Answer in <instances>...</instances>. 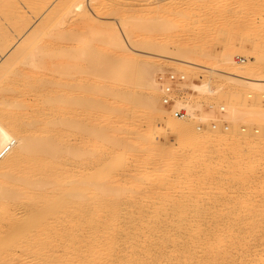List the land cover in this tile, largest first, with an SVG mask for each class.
<instances>
[{"label":"bare ground","instance_id":"6f19581e","mask_svg":"<svg viewBox=\"0 0 264 264\" xmlns=\"http://www.w3.org/2000/svg\"><path fill=\"white\" fill-rule=\"evenodd\" d=\"M71 1L74 3L73 7H77L74 9H79L77 10L79 12L86 8L87 0H62L65 6L68 4L71 6ZM114 1L112 4L110 0L108 2L113 5ZM138 1L123 4L120 2L118 6L110 7L108 2L98 4L99 0H90V5L93 7L97 5L99 10L102 6L99 13L105 11L108 14H103L116 16L118 19L120 15L124 14V17L130 14H126L127 12H135L138 6L146 2L143 0L144 2L139 5ZM259 2L264 4V0ZM79 5L80 8H78ZM63 6L60 11L58 10L60 13L56 11L57 9L52 10L0 66V153L8 146H13L10 152L0 159V201L8 199V202L15 207H22L26 198L41 191L50 198V222L42 226L44 238L50 239L53 249H51L52 254L48 255L46 244L40 245L39 251L44 258L43 264H264V244L261 243L264 237V208L241 211L226 208L221 210L186 209L182 205L178 206L177 198L164 193L161 188L164 186L161 175L164 171L148 170V158H144L140 163L139 168L144 171L137 181L132 174L136 172L134 168H127L125 171L122 180L125 184L129 183V187H126V184L125 188L121 189L118 175L113 173L118 168V146H130L129 151L132 157L142 153L152 158L159 157L158 162H160L163 158L162 153H165V149L159 146L160 141L175 137L177 144L173 146L174 153L183 152L190 161L199 156L200 148L212 145L219 156L225 159L223 163L215 164L216 169L226 172L231 169L239 171L242 167H248L252 174H255L260 161L256 156L246 159L244 154L253 149H263L260 138L252 136L248 139L249 137L245 138L243 134L234 137L229 132H226L229 134L220 132L222 135L218 137L215 135L214 137L213 132L206 134V131L205 133L203 131L204 134H198L193 130L194 128H191L193 126L190 127L188 121H179L170 117L162 109L160 101L156 100L159 88H156L157 84L154 82V85L150 84L151 75L147 73L148 71L140 75V82L144 84L140 83L141 86H137L139 89L142 88L140 90L143 92L145 90L146 101L143 107L142 99L139 101L137 94L133 91L136 88L131 89L128 86L131 83H129L130 80L128 81L127 77L125 80L121 76L124 73L118 75L119 66L114 65L118 56L111 58L114 55L110 57L111 59H106L98 68L100 78L88 91L91 97L88 98L86 105L85 93L78 92L79 89H76V94L75 89L73 90L74 83L71 86L70 82H63L69 75L72 61L85 60L86 53L81 50L76 57L72 56L73 60L61 65L56 63V56L53 53L55 46L60 44L66 49H72V43L76 42L74 39L79 40L76 37V35L79 36L78 33L80 36L85 33L92 34L99 44L98 47L105 45L107 48H114L116 44L124 48V44L121 42L118 29L111 31V35L110 32L106 33L110 35L112 41H106L107 35L102 39L103 30L101 29L106 23L102 27L101 21H95L89 8L85 9V13L81 12L84 13L83 18L85 17L84 22L82 18L80 19L82 25L79 21L76 23L81 26H79L81 32H78V27L75 26L77 32L74 34L76 35L72 34L73 30H69L71 27H65L66 14L60 15L63 9L68 8ZM82 7L83 9L80 10ZM96 9L95 12H98ZM128 17H125L128 20L124 18L127 23L123 21V24L125 23L126 31L128 28L127 33H133L130 28L132 18ZM261 17L264 31V11ZM107 27L104 29H114ZM56 30L66 31L64 32L66 34L63 33L59 38L54 37L53 33ZM69 31L72 35H68ZM134 36L137 37L135 34ZM38 37H42V45L36 48L31 47L32 41ZM4 41L5 45L10 43L9 38ZM108 41L110 45L106 44ZM131 42L135 44L134 41ZM257 43L256 47H253L255 64L248 67H239L233 61V55L216 58L215 63L212 61L213 58L209 59L211 60L209 67H207L209 60L205 58L208 63L205 62L206 66H203L201 60L209 57L205 52V56L202 54V59L198 61L201 64L194 62L195 60L192 59L195 58H189V56L190 61H184L186 57L180 59L181 54L170 53L167 59L178 61L180 68L185 72L190 69L202 70L203 68L204 70L206 68L212 73L216 71L223 74L229 80L243 79L245 81L244 79L253 77L248 82L251 80L252 82H249L251 85L262 89L260 86H264V50L261 46L262 42L257 41ZM116 45L114 50L112 48L113 52L115 49L118 50ZM121 47L120 51L123 49ZM127 47L123 49L124 52L129 50ZM177 51L182 53L181 50ZM193 52L189 51L190 54ZM189 53L185 51L182 54L190 55ZM112 61L114 63L111 64ZM223 64H229V69L224 70V66L227 67V65L223 66ZM60 67L65 70L61 76H57L56 73ZM77 81L80 82V79ZM119 82L123 84L118 85ZM249 83L247 84L250 85ZM118 94L124 109L118 106ZM120 108L132 119L130 128L133 124L138 126L136 138L118 139L117 126L97 132L98 128H104V122L118 120L116 118ZM77 109L85 110L77 113ZM80 117L89 123L88 127L95 126L97 129L91 132L84 130L85 132L76 137V131L80 127L77 121ZM156 118L160 123L153 125L152 122ZM113 123L118 125V121ZM228 128L227 126V129L226 127L224 129L228 130ZM148 129H151L150 134H147ZM152 142L157 143L154 144L155 147ZM104 144H109L112 149L110 158L101 159L92 156L89 159H80L83 154L86 155L80 146L90 149L91 153V150L95 151L98 147H104ZM229 150L239 151V154L230 159L227 152ZM237 170H234L235 173L232 175L236 176ZM237 176L235 179H240ZM152 182L158 184L159 191L154 200L155 206L146 209L143 202L139 200L141 197H135V193L146 197L147 186ZM167 204L175 205V208L168 209L165 207ZM3 208L11 210L8 206ZM14 218L16 217L11 214L8 216V225L16 222L17 218ZM92 224H95L96 233L92 239L97 241L96 245L87 240ZM46 226L49 227V231ZM48 232L49 236L46 234ZM248 244L252 246H247ZM255 257L259 260L256 261Z\"/></svg>","mask_w":264,"mask_h":264},{"label":"rangeland","instance_id":"374dc122","mask_svg":"<svg viewBox=\"0 0 264 264\" xmlns=\"http://www.w3.org/2000/svg\"><path fill=\"white\" fill-rule=\"evenodd\" d=\"M108 1L99 0L98 4H105ZM113 1L114 0L111 2L110 0V3L112 4ZM130 1L132 2L134 0ZM130 1L115 0L114 2H117V4L114 3L113 5L118 6L120 2H122L120 4H123ZM87 2L85 7L87 9L89 8L90 14L95 21H101L102 24H100L102 27L103 24L106 23L104 27L108 26L114 28L109 30L103 27V29H101L103 30L102 39L103 36L105 38L107 35L106 33L110 32L111 35V31L114 32L118 29L117 31L121 34V42L124 44V48L123 46L121 47V45L117 46L115 44L118 48V50L115 49V53L113 52L115 45L114 48L111 46V48H107L105 45H102L103 47H98L99 44L92 34H86L83 31L82 32L85 34L81 36L80 33H78L79 36H77L76 33L74 34V32H77L75 31L76 27H78V32H81L79 31L80 25L77 24V26L76 23L78 21L80 22L81 18V20L85 18H83V16L86 8L83 9L82 7L80 9L84 11L82 14L81 12L83 11L79 12L77 11L79 9H74L77 7H73V1L70 2L71 6L69 4L65 6L62 0H0V66L8 60L17 50L19 44L32 34L34 29L43 22V19H45L52 10L54 11L57 9L56 11H60L62 9L61 6L64 5L65 8L68 6L66 10H62L63 13L61 11L60 15L66 14L65 27L70 26L71 28H69V30H73L72 34L76 35L79 40L77 41L74 39L76 42H71L72 49H66L60 44L56 45L53 53L56 56V63L61 65L62 63L73 60L71 59L72 56L76 57L77 53L81 52V50L86 53L85 60L77 61V59H75L72 61L69 68V75L63 80V82L66 81V83L70 82L71 86L73 83L75 84L73 90L75 89L76 94L78 89V92L85 93L86 101L84 102L86 105V102L89 101L88 98L91 97L88 91L95 86V83H97L96 81L100 78L97 72L98 68L106 59L116 58L118 56V59H116L118 62L115 61L114 64L115 66H119L117 70L118 75L124 73V75L121 76H123L125 80L126 77L128 81L130 80L129 83H131L128 86L131 89H134V87L136 88V90L134 89L133 91L137 94L139 101L142 99V104L141 102L140 104L143 105V107L146 101L145 90L143 92L140 90L142 88L139 89L137 86H141L140 83L144 84V82H140V75L148 71L147 73L151 75H149L151 79L150 84H157L158 86L156 85V88H159L157 89L158 94L156 100L160 101L159 103L162 105V109H164L170 117H174L180 121V119L174 116L175 112L178 110H185L189 117L182 121H188L190 127L193 126L191 128H194L193 130L198 134L202 135L206 131V134H212L213 132L212 135L217 137L221 136L223 132H225V134L232 133L234 137L243 134L244 137L246 136L245 138L249 137L248 139H250V137L252 138V136H256L255 138H260V143L263 147V149L261 148L262 150L253 149L244 154L246 159L256 156L260 161H258L260 166H257L255 174H252L248 167H242V169H240L241 171L239 170L240 173L231 166V168L237 170L239 173L236 172L240 179H235L237 174H235L236 176L232 175L235 173L234 170L231 169V171L223 172L222 169H216L214 167L215 164L223 163L225 159L219 156L216 148L212 147V145L200 148V154L204 155L199 154V156H197L198 159L195 158L190 161L188 156L183 152L180 154L174 153L173 146L177 144L175 137L162 139L159 146L165 149V153H162V155L159 153L163 156L160 162H158L159 157L152 158L142 153H139L136 157H132L129 151L131 147L121 145L118 146V168L113 172L115 175H118V179L120 180L119 187L124 189L127 184L122 180L127 168L135 169L136 172L132 174L136 177L137 181L138 178L141 177L142 171H144V169L140 170V163L144 158H148V170L164 171L161 174L164 179V186L161 188L164 190V193L174 195V197L177 198L178 206L182 205V207L186 209L221 210L226 208L241 211L263 209L264 86H260L262 89H257L259 87L255 88V85H251L250 83L252 81L250 80L249 83L248 80L253 77L247 80L244 79L245 81H243V79H239L240 81L238 79L229 80V78L225 77L223 74L217 73L216 71L212 73L206 68L208 72L205 69L203 70V68L202 70L190 69L185 72L180 68L178 61H169L167 57L171 54H181L179 58L184 59L186 57L184 61H188L189 58H195L192 60L198 62L202 59V54L205 56L206 53L209 57H204V59L208 58L209 60L213 58L212 61L215 63L216 61L214 59L216 58L219 59L221 56L233 55V61H235L239 67L254 65L256 61L254 48L256 47L257 41L262 42L261 46L264 50V31L262 30L263 26L261 22L264 4L260 3L259 0H146V2L139 0V5L144 3L138 6L135 12H125L126 14L130 13L126 15L129 16V19L130 17L132 18V27L130 28H132L133 33H127L129 32L128 28L126 31V27H124L125 23L123 24V21L127 23V21H125V19H127L125 18L126 16L123 17L124 14L122 16L120 15L121 17L118 16V19H121L118 20L116 16L105 15L108 13H105L104 10V12H100L102 13L100 14L99 11L102 10V6H100L101 8L99 10L97 5L96 7L90 5V0H87ZM110 3L108 2L107 4ZM111 4L110 7L113 6ZM78 8H80V5ZM95 8L98 10V12L96 11L97 13L95 12ZM59 11L58 13H60ZM79 24H81V22ZM70 31L68 35L71 33ZM64 32L56 30L53 34L54 37L59 38ZM87 32L90 33L89 31ZM129 34H133V36L135 34L137 37L129 36ZM110 35H107L108 39H106V41L113 40L110 38ZM7 38H9L10 43L5 45L3 42H5L4 40ZM41 40H43L42 37L34 39L31 43V47L36 48L41 46L43 43ZM109 41L108 43L104 42V44L110 45ZM131 41H134L135 44L138 43L135 45ZM125 46H128L127 49L129 50H125L124 52L123 49L126 48ZM120 47L123 48L121 51ZM231 49L233 50L231 51ZM177 50H181L180 52L182 53H185V51L189 53V51H191L193 52L191 54H195L192 55L194 56L192 57L190 53V55H183L182 53H177ZM204 59L201 60L203 66L208 63L206 59ZM119 61L121 62L119 63ZM210 61L211 60H209L207 67H209ZM112 63H114V61H112L111 64ZM199 63L201 64V62H198V64ZM130 65L131 67H129ZM224 65H227V67ZM223 66L224 70H227V68L229 69V64H223ZM62 68L63 67L59 68V71L56 73L57 76L63 74L65 69ZM177 68L179 72H177ZM81 71L84 72V74H82ZM133 73L134 75H132ZM77 79H80V82L77 81ZM128 81L123 80V82ZM123 82H119L118 85H120V83L123 84ZM137 89L141 92L139 90L137 91ZM142 92L144 94H142ZM144 97L145 99H143ZM118 106L122 107L119 94ZM221 107H226L227 114H218L219 108ZM122 108L124 109V107ZM122 108L118 109V117L116 118L118 120L113 121H118V125H115L113 122H104L105 126L102 129L101 127L97 129L95 126L88 127L89 123L80 117V120L77 121L80 127L76 131V137H79L86 130L91 132L97 129V132H100L117 126L118 139L126 140L128 138H136L138 126L133 124L130 128L132 119L129 115H125ZM78 109L77 113L78 111L83 112L85 110L83 109L82 111ZM190 114H193V116H190ZM157 123L160 122H158L156 118L152 124L157 125ZM213 123L218 126V129H213ZM225 123H227L229 127L228 130L224 129ZM201 124L203 125L202 130L199 131L198 126ZM244 128L247 129L245 132L243 131ZM150 130L151 129H148L147 134H150ZM256 130L259 131V134L255 133ZM203 131L204 133H202ZM220 132L222 134H220ZM152 144L154 146L155 143L152 142ZM104 145V147H98L95 151L91 150V153L90 149L87 150V148L80 146V148L86 152V155L83 154L80 159L85 160L86 158H92V156L93 158L96 157L101 159L110 158L112 149L109 144ZM227 152L229 154L228 158L230 159L239 154V151L235 150H229ZM238 176L237 178H239ZM128 185L129 183L126 187H129ZM147 188L148 193L146 195L144 194L146 197L139 193H135V197H141L139 200L143 202L146 209L155 206L154 200L159 191V186L157 183L152 182ZM24 202L25 204L22 207H15L12 203L8 202V199H2L0 201V264H43L44 258L39 251V247H41V244L44 245V243L46 244L45 247L48 255L52 254L51 249H53V244H51L50 239L44 238L42 226V224L50 222V198L41 191L34 196L26 198ZM5 206L10 207L11 213L9 209L5 210L3 208ZM165 207L173 209L175 205L167 204ZM9 213L17 218L16 222L12 225H8ZM92 225L93 226L90 225V233L87 240L94 242L96 245L97 241H93L92 239L96 233L95 224ZM46 228L47 231H49V227L46 226ZM46 234L48 236L50 235L49 232ZM261 243L264 244V237H262ZM251 244L247 246L251 247ZM95 245L92 244V246ZM255 260L257 261L259 259L255 257Z\"/></svg>","mask_w":264,"mask_h":264},{"label":"built area","instance_id":"2783aa9c","mask_svg":"<svg viewBox=\"0 0 264 264\" xmlns=\"http://www.w3.org/2000/svg\"><path fill=\"white\" fill-rule=\"evenodd\" d=\"M218 114H220V115L227 114L226 107L219 108ZM175 117L180 119V120H186V119H188L189 115H188L187 111H185V110H178L175 112ZM202 126H203L202 124L200 126H198L199 131L202 130ZM227 126H228L227 123H225L224 128L226 127V129H227ZM212 127H213V129H218V126L215 123L212 124ZM246 130H247L246 128L243 129L244 132ZM255 133L259 134V131L256 130ZM11 147H13V146H8L5 150H3L0 153V159L4 158V156L10 152Z\"/></svg>","mask_w":264,"mask_h":264}]
</instances>
